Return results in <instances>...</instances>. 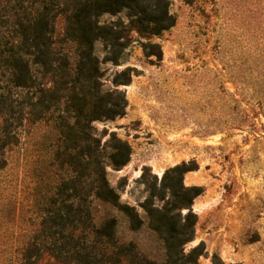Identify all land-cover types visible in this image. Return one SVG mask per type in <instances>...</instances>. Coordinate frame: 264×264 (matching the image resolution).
I'll list each match as a JSON object with an SVG mask.
<instances>
[{
    "label": "trees",
    "instance_id": "1",
    "mask_svg": "<svg viewBox=\"0 0 264 264\" xmlns=\"http://www.w3.org/2000/svg\"><path fill=\"white\" fill-rule=\"evenodd\" d=\"M169 5V0H0V181H9L8 169L19 161L23 225L3 264H199L202 244L184 250L196 222L191 203L202 188L185 186L182 179L195 167L181 162L160 178L143 171L142 218L120 201L106 177L107 166L127 163L129 145L114 135L101 144L93 124L123 115L126 107L121 90L103 87L102 64L122 63L127 32L157 35L171 27ZM120 13L125 24L100 21ZM98 41L106 47L102 59L95 51ZM118 75L123 78L114 85L130 81L127 69ZM119 219L130 232L145 226L160 242L161 258L122 238Z\"/></svg>",
    "mask_w": 264,
    "mask_h": 264
},
{
    "label": "rangeland",
    "instance_id": "2",
    "mask_svg": "<svg viewBox=\"0 0 264 264\" xmlns=\"http://www.w3.org/2000/svg\"><path fill=\"white\" fill-rule=\"evenodd\" d=\"M169 1L171 27L157 35L127 32L122 63L102 64L103 87L121 90L126 107L93 124L101 144L114 135L130 147L125 165L106 167L107 180L143 218L141 173L160 178L189 163L195 169L183 184L202 192L191 203L196 222L184 250L202 244L199 264H264V0ZM100 21L127 20L120 13ZM95 51L102 59L106 47L98 41ZM124 69L130 81L114 85ZM8 171L9 181H0V264L21 226L20 162ZM117 229L143 254L161 258L160 242L145 226L130 232L119 219Z\"/></svg>",
    "mask_w": 264,
    "mask_h": 264
}]
</instances>
